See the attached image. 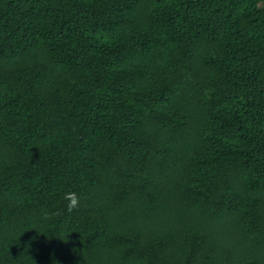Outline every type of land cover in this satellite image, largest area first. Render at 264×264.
I'll use <instances>...</instances> for the list:
<instances>
[{
  "label": "trees",
  "instance_id": "16d2710c",
  "mask_svg": "<svg viewBox=\"0 0 264 264\" xmlns=\"http://www.w3.org/2000/svg\"><path fill=\"white\" fill-rule=\"evenodd\" d=\"M0 264H264V0H0Z\"/></svg>",
  "mask_w": 264,
  "mask_h": 264
}]
</instances>
